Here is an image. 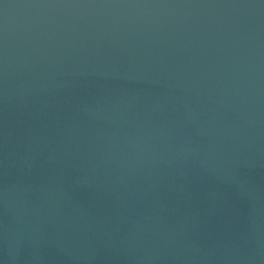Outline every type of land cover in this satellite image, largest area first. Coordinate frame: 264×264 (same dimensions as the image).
<instances>
[{
    "label": "water",
    "instance_id": "95a60500",
    "mask_svg": "<svg viewBox=\"0 0 264 264\" xmlns=\"http://www.w3.org/2000/svg\"><path fill=\"white\" fill-rule=\"evenodd\" d=\"M0 264H264V0H0Z\"/></svg>",
    "mask_w": 264,
    "mask_h": 264
}]
</instances>
